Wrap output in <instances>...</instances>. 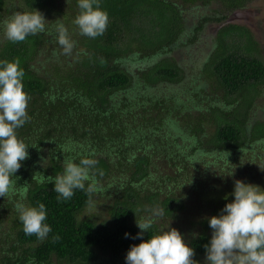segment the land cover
<instances>
[{
  "label": "trees",
  "instance_id": "16d2710c",
  "mask_svg": "<svg viewBox=\"0 0 264 264\" xmlns=\"http://www.w3.org/2000/svg\"><path fill=\"white\" fill-rule=\"evenodd\" d=\"M222 1L236 8L245 0ZM21 2L27 10L56 11V0ZM62 4L74 23L81 11L78 0H63ZM101 7L109 16L103 35L92 39L81 35L76 25L74 29L66 26L76 42L71 56L64 55L57 43L56 25L62 23L58 19L54 25H45V32L23 42L0 37V61L19 58L25 72L24 90L31 96L27 109L31 119L17 129L18 137L29 145V158L12 177L18 189H27V196L23 200L19 194L2 197V205L15 211L17 202L30 207L43 203L45 223L51 228L44 240L26 235L18 213L11 226L13 237L0 232V241L7 243L0 247L1 264H52L53 260L121 264L131 246L159 232L154 223L137 235L141 230L133 219L139 206L162 209L166 217L175 216L182 207L181 191L176 193L170 184L164 183L160 196L158 183L140 193L135 186H141V181L150 183L157 176L181 185L189 181L186 167L199 162L208 170L224 168L229 177L237 150L254 145L264 151V115L255 114L252 108L264 87V58L246 27L220 25L213 48L201 49L189 58L196 70L180 92L175 85L185 73L176 49L188 47L195 37L180 38L187 21L174 1L101 0ZM8 10L0 0V19ZM224 18L223 13L205 14L195 30ZM192 152L218 154L225 166L197 161L189 156ZM83 158L97 161L91 170L96 182L116 176L106 189L108 218L100 222L77 216L92 193L77 189L72 198L58 199L54 182L48 183V176L63 173L66 160L79 163ZM165 167L172 174H166ZM256 172L249 168L247 181ZM192 186L196 190L213 187L202 181ZM209 197L216 204L202 216L197 236L189 239L196 253L210 243L209 218L220 215L226 204L225 195L211 192ZM193 259L204 264L195 255Z\"/></svg>",
  "mask_w": 264,
  "mask_h": 264
},
{
  "label": "clouds",
  "instance_id": "9594fccd",
  "mask_svg": "<svg viewBox=\"0 0 264 264\" xmlns=\"http://www.w3.org/2000/svg\"><path fill=\"white\" fill-rule=\"evenodd\" d=\"M78 7L81 11L74 24L79 33L92 39L103 35L109 24V16L102 9L101 0H78ZM46 21L38 10L18 12L3 22L5 36L13 43L23 42L29 36L45 32ZM56 31L57 43L63 54L71 56L76 42L70 38L63 23L56 25ZM20 63L19 58L0 61V197L11 198L19 194L23 200L26 199L27 189H18L17 180L12 179L22 162L29 158V145L17 135V129L31 119L27 111L31 96L24 90L25 72ZM96 164L97 161L90 158H83L79 163L69 159L64 162L62 174L54 178L48 176V183L54 182L58 199L72 198L77 189L90 194L98 191L91 172ZM233 194L234 200L225 204L221 214L209 218L213 232L210 243L205 245L206 262L264 264V189L236 180ZM15 208L26 235H35L39 240L47 238L51 228L45 223L47 212L43 203L30 207L17 202ZM152 211V216L136 220L141 230L138 236L152 228L156 218L164 214L159 208ZM194 255V249L185 242L182 234L170 228L131 246L125 259L127 264H199L193 259Z\"/></svg>",
  "mask_w": 264,
  "mask_h": 264
},
{
  "label": "rangeland",
  "instance_id": "374dc122",
  "mask_svg": "<svg viewBox=\"0 0 264 264\" xmlns=\"http://www.w3.org/2000/svg\"><path fill=\"white\" fill-rule=\"evenodd\" d=\"M174 3L179 8V13L182 18L187 21V28L185 34L181 35L180 38L184 39L187 35H192L194 41L189 44L188 47H178L176 49V57L178 62L182 64L184 69L183 73H185V77L183 81L175 86H178V91H182L184 86H188L191 73L196 69L192 68L190 64L189 58L193 55V53H199L201 49L210 51L213 48L215 38L217 36V29L223 23H236L246 27L249 30L252 38L256 41V45L258 47V52L261 58H264V0H245L241 6L236 8H231L229 6H225L222 0H173ZM63 0H56L55 10L48 14L41 12L46 18V25H54L53 21L58 19L62 22L65 27H71L74 29L75 24L73 20H71L67 10L62 4ZM4 5L9 7L8 13H3L2 18L0 19V37H5V29L3 22L14 14L18 12H34L35 10H27L24 9V6L21 0H4ZM2 9V8H1ZM4 11V10H3ZM39 11V10H38ZM65 12V13H64ZM70 13V12H69ZM220 14L223 13L225 18L219 21L210 20L204 23V26L201 30H195L196 22L200 20L201 16L205 14ZM67 14V15H66ZM63 15H65L63 17ZM70 29V28H69ZM1 31H3L1 33ZM69 33V31H68ZM70 32L69 34H71ZM129 63L127 64L130 67V56ZM136 65V63H135ZM180 85V86H179ZM168 86V85H167ZM255 114H263L264 115V87L261 89L260 93L257 95L254 105L252 106ZM254 146V145H252ZM246 146L244 149L240 151L237 150L236 158L232 161V169L231 175L226 176V171L218 170L217 166L211 170H208L203 167L202 163L199 162L195 167L187 166L188 170L187 176H189V181L187 183L177 185V183L173 180L169 181H161L160 178L153 177L148 183L146 180L141 181V186H135L136 189L140 188L139 192H142V189L149 188L153 189L154 185L158 183L160 196L165 190L164 183H168L171 185L172 189L177 193L183 195L181 198L182 207L175 211V216H162L156 218V226L158 231H167L170 228L177 229L183 236L185 242L190 246L189 239L192 236H197L196 233L200 229V220L202 216L207 215L212 209L213 205L216 202L209 197L211 192L217 193L219 195H225V203L234 200V184L236 180H242L245 183H251L254 185L260 186L264 189V151L262 152L259 147ZM188 153V150L186 151ZM254 153L256 156H254ZM195 157L197 161H203L204 163L216 162L215 164H221L225 166L222 157H219L218 154L213 156L208 153H199L195 154L192 152L189 156ZM259 155V156H258ZM45 156H47L45 154ZM43 161H46V158H43ZM239 166V167H237ZM249 168H253L256 172V169L259 171L257 175L252 174L251 180L247 181L245 176L246 172H248ZM225 171V172H224ZM154 175L157 172L151 171ZM163 169L159 170V173L162 174ZM166 174H172V172L165 167ZM123 177V176H122ZM155 178L157 180L155 181ZM228 179V180H227ZM154 180V181H153ZM216 180V182H215ZM227 180V181H226ZM112 181H116L115 175H110V179L107 177L100 178L98 180V185L101 187L98 188V191L91 194V198L89 201L83 206L81 211L77 214L78 217H89L94 222H100L108 218V202L109 196L106 194V189L111 187ZM153 181V182H152ZM202 181L203 184L210 183L213 187H206L204 190L192 188V183L197 184ZM106 186V187H105ZM105 187V189H104ZM157 188V187H156ZM202 191L199 195L198 192ZM229 194L226 196V194ZM116 193L112 194L115 196ZM3 199L0 197V232L7 231L10 232V237H13V223L15 225V218L18 212L13 211L11 207H7L2 205ZM26 205V204H25ZM149 208V206H148ZM147 208V209H148ZM156 208V207H155ZM153 208L145 209L144 206H139L136 212V216L133 219V222L136 223V220H142L146 217H150L153 215ZM223 208H221L222 210ZM2 230V231H1ZM7 243H4L2 240L0 241V247H6ZM195 253V256L204 264L206 262V250L203 252ZM2 253L0 252V257ZM52 258H54L52 256ZM2 262L0 261V264ZM46 264V263H44ZM52 264H61V262H56V260L52 261ZM63 264V263H62ZM121 264H127L126 261L121 262Z\"/></svg>",
  "mask_w": 264,
  "mask_h": 264
}]
</instances>
